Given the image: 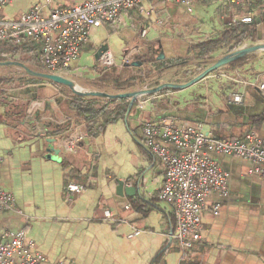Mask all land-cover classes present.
I'll list each match as a JSON object with an SVG mask.
<instances>
[{
  "label": "crops",
  "instance_id": "1",
  "mask_svg": "<svg viewBox=\"0 0 264 264\" xmlns=\"http://www.w3.org/2000/svg\"><path fill=\"white\" fill-rule=\"evenodd\" d=\"M83 2L11 0L3 14L16 20L38 6L48 13ZM210 2L194 0L189 12L179 4L147 1L149 16L129 12L119 28L111 23L93 28L84 48L93 55V64L79 61L71 68L77 90L117 95L186 84L194 75L188 78L180 71L191 60L235 52V42L221 56L223 49L203 58L192 52L193 46L220 38L228 28L249 26L234 24L219 6L221 26L201 32L195 24ZM237 10L258 24L254 38L245 42H264V0H242ZM149 26L143 37L142 29ZM196 37L205 39L191 44ZM103 48L113 54V68L101 66L98 53ZM135 48L139 54L129 64L143 59V65L127 66L125 57ZM37 54L27 49L24 57ZM174 60L183 63L160 70L159 62ZM0 68L20 72L14 90H0V186L14 198L11 209L0 211V235L27 232L49 264H264V178L251 173V162L210 154L229 176V194L209 197L202 213L204 241L195 253L184 254L169 244L171 208L158 205L163 166L143 145V123L149 121H173L216 138L241 140L248 132L264 138V94L255 87L264 78V52L250 55L243 65L219 69L186 90L143 96L144 109L138 100L130 107L128 99L78 95L34 69ZM231 93L243 94V104H230ZM82 125L88 137L67 153L63 139ZM119 182L124 183L121 193ZM69 183L86 189L73 196L66 190Z\"/></svg>",
  "mask_w": 264,
  "mask_h": 264
},
{
  "label": "built area",
  "instance_id": "2",
  "mask_svg": "<svg viewBox=\"0 0 264 264\" xmlns=\"http://www.w3.org/2000/svg\"><path fill=\"white\" fill-rule=\"evenodd\" d=\"M10 1L0 0L2 61L23 63L21 58L26 55L27 49H34L38 52L37 56L28 58V64L34 70L69 80L74 75L72 65L81 61L93 28L106 23L119 28L129 12L146 13L149 16L150 12L144 6L147 1L179 4L189 12L193 11L194 3V0H84L81 4L48 13L38 6L16 20H10L3 14L4 7ZM209 1L233 7L242 0ZM232 21L234 24L253 23L251 17L237 14L233 15ZM149 28L142 29L143 37L148 35ZM137 54L139 49L129 50L125 63H130ZM100 64L103 67L115 65L114 56L109 50L101 56ZM221 77L228 78V75L221 74ZM255 87L264 94V78ZM244 98L241 93H231L229 102L242 105ZM138 103V107L144 109L147 101L138 99ZM143 127L145 149L163 166L157 198L171 208L169 244L177 246L184 254H193L204 241L202 213L207 209L209 197L212 194H229V176L210 154L248 160L253 164L251 173L264 178V138L255 132H248L241 140L216 138L211 133L178 126L173 121H149L144 122ZM85 129L84 125L76 126L63 139L62 145L67 153H72L78 143L88 137ZM1 165L2 160L0 168ZM85 189L86 186L76 183L66 186L73 196L82 194ZM13 203V195L0 186V211L11 209ZM218 210L217 204L213 208L214 214H218ZM0 264L49 263L46 256L36 251V245L29 239L27 232L19 231L0 235Z\"/></svg>",
  "mask_w": 264,
  "mask_h": 264
},
{
  "label": "water",
  "instance_id": "3",
  "mask_svg": "<svg viewBox=\"0 0 264 264\" xmlns=\"http://www.w3.org/2000/svg\"><path fill=\"white\" fill-rule=\"evenodd\" d=\"M107 51V48H103L99 51L98 53V57L101 58V56ZM264 52V43H259L256 44L254 46H242L241 48H239L238 50H236L235 52L228 54L220 59H218L212 66H210L209 68H207L204 72H202L199 76H197L196 78L192 79L191 81H189L186 84H172V83H167V84H162L160 86H158L157 88L154 89H143V90H139V91H135V92H131V93H125V94H117V95H111V94H107V93H103V92H88V91H79L77 90V85L69 79H65L62 78L60 76H56L53 74H47V73H42L39 72L37 75L43 79H46L48 81H51L53 83L56 84H60V85H64V86H68L69 88H71L76 94L81 95V96H95V97H100V98H105V99H109V100H120V99H128L130 100V107H133L134 103L141 97L143 96H150V95H154L157 94L161 91L164 90H184L187 88L192 87L193 85L197 84L198 82L202 81L203 79H205L207 76H209L211 73L218 71L219 69H222L226 66H228L229 64L238 61L242 58H245L247 56L256 54V53H263ZM164 55L162 54L159 58V60H164ZM127 66L132 65V66H141L143 65V62L138 61V62H134L133 64H126ZM0 66H14L17 68H21L23 70H25L26 72L31 73V70L28 66H26L23 63L20 62H12V61H5V62H0ZM124 189V183L123 182H119V187H118V191L121 193V191L123 192ZM134 192H137L136 188H133Z\"/></svg>",
  "mask_w": 264,
  "mask_h": 264
},
{
  "label": "rangeland",
  "instance_id": "4",
  "mask_svg": "<svg viewBox=\"0 0 264 264\" xmlns=\"http://www.w3.org/2000/svg\"><path fill=\"white\" fill-rule=\"evenodd\" d=\"M210 3L211 4H209V5H207L205 7V10H203V14L200 16L199 21H197L196 24H195V27H197L201 32H206V31L210 32L212 30V28L217 29L218 27L221 26L220 22H219V14H218V11H217L219 6L220 7L221 6L225 7V10L222 9L223 12H225L226 16L231 17L232 20H233V15L234 14H237L240 17L244 16V14H242L241 12H239L237 10V5H239L240 3L235 5V6H233V7H227V6L222 5L221 3L213 2V1L210 2ZM203 39H205V38L196 37L195 39H192L191 44L198 43V42L202 41ZM262 43H264V42H262ZM244 45L251 46V45H255V44H252L251 42L247 41V42H244ZM242 46H240L239 48H241ZM227 47H229V46L223 47L222 48L223 49L222 52H220L218 54V56H221V54H224L227 51H231L232 47H230V48H227ZM114 50H115V48H114ZM136 56L137 55L133 56L130 61L132 62L135 59ZM93 58L94 57H93V55L91 53H88V52L84 51L83 55H82V58H81L82 65L84 64V65L90 67V65L93 64ZM201 60H203V61H194V59L191 60L192 63L189 64L187 68L185 67L184 69H181L182 71H180V73H184V74L186 73L187 75H189L188 78L191 77L192 75H194L193 78H191V80H192V79L196 78L197 76H199L207 68H209V66H212L218 59L214 60L213 58L209 57L208 59H201ZM21 62L25 63L30 68H33L31 65L28 64V58L27 57L21 58ZM113 67H110V68H113ZM35 71H37V70H35ZM40 71H42V70H38L37 72H40ZM18 72H19V70H17V69L0 68V90H1V88H4V87H6L7 89L11 88V90H14V88L17 87L16 80H14V78H16L15 76L17 75ZM146 79H148V78H146ZM191 80H188L186 83H188ZM181 91H183V90H181ZM3 93H5V92H3ZM159 203L160 204H158V205H160V206H167L166 203H164L162 201H159Z\"/></svg>",
  "mask_w": 264,
  "mask_h": 264
},
{
  "label": "trees",
  "instance_id": "5",
  "mask_svg": "<svg viewBox=\"0 0 264 264\" xmlns=\"http://www.w3.org/2000/svg\"><path fill=\"white\" fill-rule=\"evenodd\" d=\"M257 29H258V24H257V21L254 19H253V23L249 24V26H247V27H241L239 25H235L234 27L228 28L227 31H225V33L220 38L205 41V42H202V43H199V44L193 46L192 52L197 57L203 58V57H206V56H209V55L215 53L216 51L222 49L224 46H228L233 42H235V45L233 48V50H235V49L239 48L240 46H242L243 43L245 42V40H247L248 38H252V37L254 38V35L256 34ZM1 49H2V47H0V51H1ZM248 57L249 56L242 58L238 61H235V62L229 64L228 66L234 68V67L243 65ZM140 61L143 62V59H140ZM0 62H3L1 58H0ZM159 63H161L160 70H164L167 68H173V67L179 66L183 62H181L179 60H174V61H168V62L163 61V62H159ZM142 84L143 83H140V85H142ZM121 89L126 90V87L121 88ZM122 101H124V100H122Z\"/></svg>",
  "mask_w": 264,
  "mask_h": 264
}]
</instances>
